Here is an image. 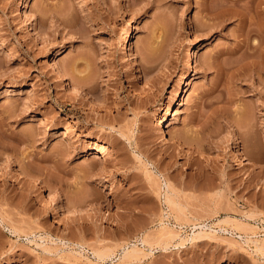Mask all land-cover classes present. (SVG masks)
Listing matches in <instances>:
<instances>
[{
    "label": "rangeland",
    "instance_id": "obj_1",
    "mask_svg": "<svg viewBox=\"0 0 264 264\" xmlns=\"http://www.w3.org/2000/svg\"><path fill=\"white\" fill-rule=\"evenodd\" d=\"M226 1L0 0V264H264V69H219L264 2Z\"/></svg>",
    "mask_w": 264,
    "mask_h": 264
},
{
    "label": "bare ground",
    "instance_id": "obj_2",
    "mask_svg": "<svg viewBox=\"0 0 264 264\" xmlns=\"http://www.w3.org/2000/svg\"><path fill=\"white\" fill-rule=\"evenodd\" d=\"M154 2H155V0H153ZM158 1V0H157ZM224 1V0H223ZM226 1V0H225ZM228 1H230V3L232 2V3H237L238 2V0H228ZM262 2H264V0L262 1V0H258L256 3H254V2H252V3H254V7L257 9V8H259L260 6H261V3ZM226 3H227V1H226ZM225 3V4H226ZM219 5H223V3L222 4H219ZM218 5V6H219ZM225 6H227V5H223V6H221L222 8H220V9H216V12H214L215 10H212L213 11V13L214 14H218V15H223V13L225 12ZM231 6H232V4H231ZM211 7V6H210ZM217 7V6H216ZM225 7V8H224ZM229 8H231L230 6H228ZM253 7V6H252ZM227 9V8H226ZM240 9H242V8H240ZM245 9V8H244ZM260 9V8H259ZM218 10V11H217ZM247 10H249V9H246V11H244V10H236L235 11V9H234V11H235V14H239V19H241L242 20V22L244 23L245 21H246V19L248 18V12H247ZM252 10V9H251ZM211 11V12H212ZM229 11V10H228ZM232 11V10H231ZM211 12H209L208 13V15H210V13ZM227 13V12H226ZM229 13V12H228ZM231 13V12H230ZM234 13V12H233ZM232 13V14H233ZM67 14H68V12H67ZM61 15V17H60V20L62 21V23L64 22L65 24L67 23V22H65V20L67 21L68 19H66L67 18V15H65L66 16V18H65V16L64 15H62V14H60ZM217 15V16H218ZM250 15V14H249ZM69 16V15H68ZM71 16V15H70ZM210 16H212V15H210ZM213 17V16H212ZM216 17V16H215ZM217 18V17H216ZM220 18V17H219ZM72 20V19H71ZM250 20V19H249ZM69 21H70V18H69ZM69 23V22H68ZM217 23V22H216ZM250 24V23H249ZM244 25V24H243ZM246 26V25H245ZM261 28V27H260ZM257 29V28H256ZM256 29H254V27L252 28H248L247 30H246V28H245V32L243 31V34L245 33V38H246V47H247V49H249V50H252V51H250L249 53L247 52V55H246V59L244 60H242L241 58H242V56L244 55V54H241L242 56L239 58V59H233V61H231V62H229V60H228V62H229V64L226 66V65H224V66H222V68H220L219 67V69H225V70H228V71H231V73L230 74H232L235 78L238 76L240 79H246V78H250L251 80H252V82L254 83L255 81H257V79H258V76H259V72H261V71H263V69H264V45L261 43V41H259L258 43H254V42H252L253 40H251L250 39V37H251V35L253 34V31H255L256 32ZM243 30H244V28H243ZM262 30V29H261ZM252 38V37H251ZM242 45V44H241ZM240 48V47H239ZM246 49V48H245ZM260 51V52H258L257 53V51ZM55 52H53L54 53V55H53V61H54V63L56 64L57 63V60H58V58H59V49H55L54 50ZM237 51H238V49H237ZM236 51V49L234 50H229V51H227L228 53L230 52V53H235V52H237ZM245 52V51H244ZM223 53H225V50L223 51V50H221V51H219V56H218V59H217V57H215L218 61H219V58L221 59V57H220V55H222ZM229 53V54H230ZM257 53V54H256ZM218 54V53H217ZM246 54V53H245ZM244 57V56H243ZM214 59V58H213ZM215 59V60H216ZM224 60V59H223ZM226 61V60H225ZM211 62H212V60H211ZM224 62V61H223ZM221 63V62H220ZM225 63V62H224ZM211 64H213V63H211ZM216 64H217V62H216ZM76 65V64H75ZM213 65H215V64H213ZM222 65V64H221ZM73 66V65H72ZM217 66H219V64L217 65ZM216 66V67H217ZM226 66V67H225ZM74 67V66H73ZM210 67V66H209ZM217 69H218V67H217ZM225 70H223V71H225ZM222 72V71H221ZM258 74V75H257ZM232 76V77H233ZM185 77V76H184ZM182 78L181 79V81H180V83L181 84H183V87H182V91H181V93L179 94V97L177 98V100L174 102V104H173V108H175V107H178L180 104H181V102H182V100L186 97V95H187V93H188V91L190 90V86L188 85V83H187V80H186V77L185 78ZM231 77V78H232ZM233 77V78H234ZM259 80H260V78H259ZM261 81H262V79H261ZM264 82V80L261 82V83H263ZM264 85V84H263ZM259 92H260V94L262 95V94H264V91L263 90H259ZM243 109H244V107H243ZM242 108L241 109H239V110H243ZM246 110V109H245ZM244 111V110H243ZM245 112V111H244ZM244 112H243V122L241 123V124H239V129L240 130H238L239 131V137H241V141L245 144L246 143V141L248 140V138L250 137L251 138V136H253L254 134H256L257 132H255V131H252L253 129H251L252 128V126L255 124H253L252 123V121L254 120V118H253V120H252V118L250 119V117L248 118H245L244 117ZM248 113V112H247ZM171 114V113H170ZM251 115V114H250ZM253 116V115H252ZM241 118V117H240ZM169 121V112L166 114V115H164L160 120H159V123H158V129H157V133H159L160 135H162V136H164V135H166V130H165V126H166V123ZM241 121V120H240ZM240 123V122H239ZM255 126V125H254ZM253 126V127H254ZM252 139H253V137H252ZM170 140L171 141H177V139H176V136L175 135H172V134H170ZM251 140V139H250ZM249 141V140H248ZM247 141V142H248ZM183 142V141H182ZM95 143H96V145H98V146H96L94 149H95V153L96 154H98L99 156H107V155H110L111 154V151H110V149L107 147V146H105V145H100L99 144V142H97V141H95ZM186 143V142H185ZM243 144V145H244ZM248 145V144H247ZM246 145V146H247ZM245 146V147H246ZM245 147H243L244 148V152H242L243 154V156H245V159L248 161V164L249 163H252L253 164V159H254V157H253V155L252 154H250V152H248L247 150H245L246 148ZM248 149V148H247ZM253 150V149H252ZM249 151H251V150H249ZM254 151V150H253ZM252 152V151H251ZM253 154H255V151H254V153ZM257 158V157H256ZM93 163L94 162H91V164L93 165ZM21 178L22 179H24L25 181L26 180H30L31 179V176H30V174L27 172V171H23L22 172V175H21ZM41 182V181H40ZM39 182V183H40ZM170 193H169V190H166V199H167V201L168 202H171L172 200H171V197H170V195H169ZM229 221H231L230 219H229ZM239 224V223H238ZM241 225V224H240ZM239 226V225H238ZM237 226V227H238ZM256 241V240H255ZM256 243V242H255ZM256 246H257V249L258 250H264V245H260V244H255ZM135 251H137V249L136 248H133V249H129V250H127L126 252H125V255L126 256H129L130 257V255L132 256V254L135 252ZM98 254L101 256L102 255V257L103 256H106V255H109V253L107 254V252H103V251H99L98 252Z\"/></svg>",
    "mask_w": 264,
    "mask_h": 264
}]
</instances>
